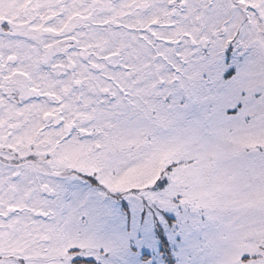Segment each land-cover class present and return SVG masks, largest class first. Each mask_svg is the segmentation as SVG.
<instances>
[{
  "label": "snow or ice",
  "instance_id": "6c2138e0",
  "mask_svg": "<svg viewBox=\"0 0 264 264\" xmlns=\"http://www.w3.org/2000/svg\"><path fill=\"white\" fill-rule=\"evenodd\" d=\"M0 264H264V0H0Z\"/></svg>",
  "mask_w": 264,
  "mask_h": 264
}]
</instances>
